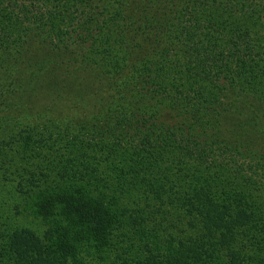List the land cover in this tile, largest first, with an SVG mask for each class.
<instances>
[{
	"label": "trees",
	"instance_id": "16d2710c",
	"mask_svg": "<svg viewBox=\"0 0 264 264\" xmlns=\"http://www.w3.org/2000/svg\"><path fill=\"white\" fill-rule=\"evenodd\" d=\"M254 133L264 0H0V264H264Z\"/></svg>",
	"mask_w": 264,
	"mask_h": 264
},
{
	"label": "rangeland",
	"instance_id": "374dc122",
	"mask_svg": "<svg viewBox=\"0 0 264 264\" xmlns=\"http://www.w3.org/2000/svg\"><path fill=\"white\" fill-rule=\"evenodd\" d=\"M68 96H70V94L68 93L67 94ZM69 98V97H68ZM65 101V100H64ZM59 102V101H58ZM16 105L13 107V111H12V114H15L16 112H17V110H16V108H18V110H20V109H25V107L23 106V105H20V103H15ZM59 105L58 106H54V107H57L58 109H61L62 108V106H63V104H61V103H58ZM55 105V104H54ZM256 106H254V107H259V105L258 104H255ZM18 106V107H17ZM85 105H84V103H83V105L81 106L82 108L84 107ZM67 107H65L64 108V110L66 109ZM252 108V107H251ZM256 110H258V108L256 109ZM16 115V114H15ZM30 122H34L33 120H30ZM253 135H257L256 133H254ZM252 137V136H251ZM255 137H259L260 139H264V134H260V135H257V136H255ZM101 216V215H100Z\"/></svg>",
	"mask_w": 264,
	"mask_h": 264
}]
</instances>
